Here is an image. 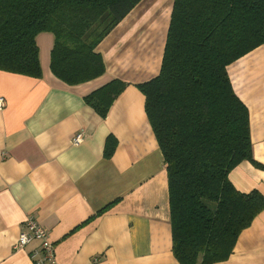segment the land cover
Here are the masks:
<instances>
[{"label": "crops", "instance_id": "0c3cea01", "mask_svg": "<svg viewBox=\"0 0 264 264\" xmlns=\"http://www.w3.org/2000/svg\"><path fill=\"white\" fill-rule=\"evenodd\" d=\"M172 4L140 0L97 45L106 71L96 79L70 86L54 76L49 32L36 36L40 78L0 70V264H36L31 253L42 256L38 239L13 247L28 217L53 244V262L43 264H180L163 155L136 86L159 73ZM227 72L248 109L255 160L228 177L240 192L264 196V43ZM113 79L127 85L101 117L84 96ZM80 131L83 140L71 144ZM214 264H264V209Z\"/></svg>", "mask_w": 264, "mask_h": 264}, {"label": "trees", "instance_id": "16d2710c", "mask_svg": "<svg viewBox=\"0 0 264 264\" xmlns=\"http://www.w3.org/2000/svg\"><path fill=\"white\" fill-rule=\"evenodd\" d=\"M140 0H0V70L42 76L36 36L53 35L50 71L67 85L101 76V40ZM264 43V0H173L159 73L136 84L163 155L172 253L180 264H214L264 209L229 172L252 155L248 109L227 66ZM127 83L84 96L101 117ZM115 143L108 139L105 154Z\"/></svg>", "mask_w": 264, "mask_h": 264}, {"label": "built area", "instance_id": "2783aa9c", "mask_svg": "<svg viewBox=\"0 0 264 264\" xmlns=\"http://www.w3.org/2000/svg\"><path fill=\"white\" fill-rule=\"evenodd\" d=\"M6 106V99L3 96H0V110H3ZM84 137L83 132H78L71 139V144L78 145ZM26 231L20 232L16 242L14 243V248L19 249L23 248L26 244L34 239L40 240V250L42 251V256H38V251H33L31 253V258L34 259L36 264H43L45 262H53L54 251L53 244L48 238V232L44 227H42L33 217H28L26 222ZM93 261H97L94 258Z\"/></svg>", "mask_w": 264, "mask_h": 264}]
</instances>
